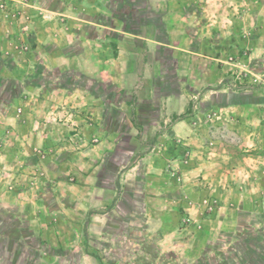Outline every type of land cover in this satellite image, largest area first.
I'll return each instance as SVG.
<instances>
[{"label": "rangeland", "instance_id": "374dc122", "mask_svg": "<svg viewBox=\"0 0 264 264\" xmlns=\"http://www.w3.org/2000/svg\"><path fill=\"white\" fill-rule=\"evenodd\" d=\"M162 1L0 0V204L13 208L0 210V264H96L84 249L96 251L102 264H230L209 194L193 190L199 219L180 208L194 203L182 191L192 183L195 152L179 138L138 140L132 126L151 111L141 101L177 94L167 68L181 70L180 61L168 54L183 52L180 31L190 36L191 51L195 33L204 56L195 75L177 74L188 106L172 119L205 131L209 156L217 157L222 140L250 153V141L236 132L242 123L235 106L197 104L212 92L239 104L264 99V0H165L173 8L158 29L146 22L169 13ZM135 30L139 38H130ZM153 37L158 41L146 42ZM161 69L166 84L158 87L152 76ZM154 110L162 116V106ZM259 124L264 137V119ZM152 161L156 178L175 189L165 205L169 221H147L145 209L130 204V196L139 197L141 165ZM250 209L260 211L258 220L244 222L251 230L234 243L264 245V207ZM169 223L172 233H165ZM204 230L212 243L194 253Z\"/></svg>", "mask_w": 264, "mask_h": 264}, {"label": "crops", "instance_id": "0c3cea01", "mask_svg": "<svg viewBox=\"0 0 264 264\" xmlns=\"http://www.w3.org/2000/svg\"><path fill=\"white\" fill-rule=\"evenodd\" d=\"M161 5L163 11L169 12V10L171 11V9L173 8L172 5L167 4L165 0L161 2ZM168 15H170V12L168 14H164L162 17L159 16L157 20L147 21L146 23L151 24L153 27H157L159 29L167 20ZM181 33L184 32L180 31L178 33V43L183 44L184 46L178 49L183 50V52H174L168 55H172L173 58H176L180 61L178 66L182 71L180 69L176 70V66L172 65L167 68L168 71H172V79L168 80H173V82H176L178 84V89L176 91L177 94L175 96H171L169 92L166 91L165 93L163 92V96L161 98L156 96L155 98L150 97L149 99L147 98L146 101H141V104L145 103V106H147V108L151 111L146 112V115L141 114L138 117L139 122L137 123L134 121V119L131 118L134 121V126H132L134 129V132L132 131L133 137H136V139L138 140H143L145 138L152 140L158 138H179L183 141L186 140L187 144L195 152V165H193V168L188 174L189 180L192 181V183L185 184L182 192L184 193L185 197L190 198L189 200H194V203L191 201L193 203V206L190 204L189 206L187 203L181 205L180 208H183L184 214H187L189 218L199 219L200 215L202 216V214L197 211V207L199 206H195V204L201 197V194H204V197L209 194L208 197H210V201H213L215 203L214 212L211 214V216L214 217L216 221H218L220 235H217L221 237H227L228 247L230 250V254L228 255L232 257L230 264H264V245L261 244L262 239L258 241V243H256L255 239L253 241H248L239 245L237 243H234L235 237L244 235L246 230H251L248 228L246 229L244 222H247L251 219L258 220L260 211L258 209L252 210L250 208L253 206H257L260 208L264 207V137L261 134V126L259 124L262 119H264V99L258 101L242 99L241 104H239L235 103L233 100L230 102H228L227 100L225 101V99L222 100L220 99V97L222 98L224 94L216 93L215 95V92H212L213 94H210L208 98L206 97L204 99H201L199 104H197L201 109H208L214 106H235L238 114H240L241 116L239 118V123H242L241 125H237L238 129L236 132L240 133L241 137H245L248 144L250 141V146H253L250 153H243V151L227 145L226 140H222L220 142V146H222L223 149L217 150V157H213L211 155L209 156L207 151H204L205 148L202 143L208 138L205 131L199 132L197 130L195 132H191V127L188 125V121L186 118L180 117L172 119L171 116V114L174 116L183 114L188 106L187 94L184 89L181 92V84L177 81V74L195 75L196 71L200 67L198 66V64L202 62V57L204 56V54L198 50V45L201 43V39L197 38L196 34L194 33L195 40L193 41V43L190 42V44L192 46L194 45V47L192 49H189L191 51H188V37L190 36L184 34L181 37ZM135 34L136 30L135 32L129 34V37H137V35ZM154 39L155 37L150 39L145 38L147 43L148 41H150V44L151 42H154ZM155 40L158 41L157 39ZM172 41L173 39H170L169 44L174 45ZM112 44L113 49L116 52L117 44L115 42H112ZM212 54H215V56H219L220 52L217 53L216 51H214ZM221 55L219 57H221ZM205 57L210 58L208 56ZM188 58L193 61L192 66H189L188 62H182L188 60ZM165 72L161 69V71L156 73L157 75L152 76L158 77L157 79L159 82L155 83L158 87H162V85L166 84ZM148 77H146L147 84L143 86V88L146 89H149L150 87V85L148 84ZM234 94L235 93H233L232 95L227 94V97L229 95L234 96ZM211 95H218V99H211L210 101L209 97ZM240 96L242 95L240 94ZM139 101L140 99H138V102ZM160 106H162V116L158 117L156 111H153V108ZM175 111L177 112L175 113ZM155 114L157 116H155ZM210 135L213 138L212 131H210ZM183 144L186 143L183 142ZM156 165L153 163V161L151 163L147 162L146 167L144 165H141L140 171L142 173V181L140 182L139 186L136 187L137 190L139 189V197H136V199H134V197L130 196L129 200L130 204H138L140 205V207L145 209L143 212V216L147 221H154L155 219L169 221L172 214L165 211V205L170 201V199H172V190L175 189L174 187H170L169 183H165L159 178H156V176L159 174V172L157 171L159 170V167H156ZM134 173V178H137L138 173L136 171ZM161 179L164 180L163 178ZM198 186H200V190L197 191V194H199L200 197H198L197 194L195 195L193 192V190H195ZM181 197L182 196L179 194L178 198ZM156 204H160L163 206H156ZM9 209L12 210L13 208L6 203L0 204V210L2 212H7ZM16 211L17 209H14V212ZM3 216L4 217L2 218V221L6 216L5 213H3ZM87 218V214H83V219L86 220ZM84 224V222L81 224L82 227L84 226ZM2 228V232L3 234H5L7 229L5 226H3ZM163 230H165V233H172L170 223L169 226L166 228L164 227ZM205 230L200 233L204 241H199L194 245V253H198L201 248L212 243L209 242L210 236L207 235L208 233ZM207 230L209 231V229ZM42 232L43 230L41 229V235L43 234ZM52 232L55 233L54 231ZM247 236H250L249 233ZM257 236L260 235H254L255 238ZM55 239L59 244L58 237H56V235H54V241ZM6 247L7 243L5 244L3 240L4 251ZM23 248L25 249H22L20 258H23L25 255L26 247ZM16 249L15 251H17ZM236 249L239 250L238 254L236 253ZM184 251L186 252V249H184ZM82 253L85 257L93 260L96 264H102V260L96 251L91 252L87 249H84ZM26 263L27 262H25L24 259H21L20 264Z\"/></svg>", "mask_w": 264, "mask_h": 264}, {"label": "built area", "instance_id": "2783aa9c", "mask_svg": "<svg viewBox=\"0 0 264 264\" xmlns=\"http://www.w3.org/2000/svg\"><path fill=\"white\" fill-rule=\"evenodd\" d=\"M224 134V136H225V133H223ZM222 137H223V135H222Z\"/></svg>", "mask_w": 264, "mask_h": 264}]
</instances>
